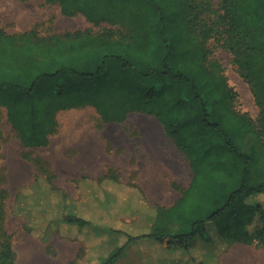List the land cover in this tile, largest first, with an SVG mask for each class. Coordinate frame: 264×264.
I'll return each mask as SVG.
<instances>
[{
    "label": "trees",
    "instance_id": "obj_1",
    "mask_svg": "<svg viewBox=\"0 0 264 264\" xmlns=\"http://www.w3.org/2000/svg\"><path fill=\"white\" fill-rule=\"evenodd\" d=\"M47 1L59 3L65 14L81 13L95 25L116 28L44 37L36 29L11 34L0 23V107L7 109L8 120L24 145L47 146L48 134L56 131L57 114L62 110L90 105L105 121L142 111L160 120L193 170V181L182 198L171 207L156 206L150 230L139 235L121 233L116 223L104 227L79 215L72 195L55 188L51 176L41 175L59 198V222L65 225H59V231L67 233L70 225L80 227L72 228L69 235L80 240L84 233L96 243L95 264H113L137 240L191 252L200 241L212 240L210 229L230 243L258 241L257 245L264 246V211L259 201L249 200L264 194V179L253 181V165L260 158L254 162L253 151L240 147L244 135L260 139L264 133L252 125L246 129L233 125L232 131L208 117L214 102L228 103L234 120L237 112L232 106L233 90L206 64L207 51L199 31L220 29L215 23L203 27L205 0ZM145 4L146 10L141 11ZM221 4L224 12L217 14V20L226 26L225 46L243 44L252 23L264 26L260 9L264 0H236L235 4L222 0ZM252 45L264 50L255 40ZM250 48L251 43L237 52L235 62L245 78L254 77L257 82L264 78V55L257 61ZM208 92L215 94L214 101L207 98ZM217 142L221 145L212 148ZM197 144L199 148L194 147ZM38 178L34 186L42 194L45 187L37 183ZM107 202L96 200L92 216L110 217L113 224ZM118 236L125 237L126 243L108 242ZM0 264H14L8 244L0 249Z\"/></svg>",
    "mask_w": 264,
    "mask_h": 264
},
{
    "label": "rangeland",
    "instance_id": "obj_2",
    "mask_svg": "<svg viewBox=\"0 0 264 264\" xmlns=\"http://www.w3.org/2000/svg\"><path fill=\"white\" fill-rule=\"evenodd\" d=\"M230 1H234V4L236 3V0ZM205 2L207 8L206 11L204 10L203 15L205 13L206 15L201 20L203 27L205 28V24L209 23L211 25L215 23L214 27L220 29V31L210 33L204 29L199 31L207 51L206 64L215 74L223 76L228 86L233 90V96H231L233 99L232 106L237 112L236 120H234L235 114L229 110L230 105L228 103L214 102L215 108H208L211 110L209 112L212 113L208 117L211 121H216L218 126H230L232 131L234 130L233 125L244 129L252 125L253 128H261V130L259 129L260 132L264 133L262 131L264 129V78L257 82L254 77L245 78L235 62L236 53L245 50L250 43V52L257 58V61L264 55V50L252 45L254 40L258 46L259 44L261 46L264 45L263 23L261 25H259L260 22L252 23L250 33L248 35L245 33V37L247 36L246 41L240 46L235 48L225 46L226 39L224 35L226 32H223V30H225L226 26L222 21L218 22L217 20V14L224 12L221 6L222 0H205ZM260 2H263V0H260ZM146 8L145 4L141 11L146 10ZM260 9L264 12L263 5H261ZM0 23L11 34L36 29L39 35L44 37L75 30L90 29L94 32H100L107 27L116 28L106 23L95 25L81 13L65 14L58 5L46 3L44 0H30L27 2H22L21 0H13V2L0 0ZM189 59L190 62L195 63L194 60H191V57ZM207 98L213 100L215 94L208 92ZM85 110L96 111L94 107ZM66 113L68 112L60 111L57 114V122L58 117L60 115L64 116ZM145 117L142 114H132L126 122V126L137 127L143 123ZM99 127L100 129L106 127L101 118H99ZM244 134L247 133L245 132ZM52 138L53 143L45 147L25 146L8 120L5 108L0 107V249H4L6 244L11 246L14 264H95L96 243L94 244L88 240L84 233L82 234L83 239L80 240L69 235L73 232L72 228L79 229L80 227L70 225L71 228H65L68 234L59 231V225L62 226L63 223L59 222L62 219V215L59 210L60 207L56 206L59 200L58 195L52 191L51 186L44 179L39 177L41 175L51 176L55 188L59 187L58 181L64 178L59 175L58 169L57 131ZM166 139L164 133V145L167 143ZM220 145L221 143L217 142L211 147L216 148ZM240 145L243 150L253 151L251 155L254 158V162L260 158L253 165V181L263 180L264 134L260 139L254 134L244 135L240 140ZM194 147L199 148V145L197 144ZM145 158L147 164L150 165L149 153ZM181 161L183 162V160L180 159V171L183 166H187V172L181 177L187 179L191 176V170L188 168V164L184 162L183 164ZM161 163L164 167L174 171V165L170 167L169 162L164 159ZM129 164L130 161L126 158V167H129ZM38 177L41 179L37 183L40 186L43 184L46 190L42 192L44 197L40 192V188L36 190V186H34L37 185L35 182ZM102 192L107 195L106 187L102 189ZM48 193L49 196H47ZM88 196L86 198L89 201H86V203H94ZM249 200L259 201L264 211V194L253 195ZM30 206H33V208H30ZM147 215H150V211H148ZM109 216L113 218V224H111L112 220L110 217L105 218V216L99 215H87L86 217L87 219L93 218L104 227H110L116 223L121 233L124 234L126 232L129 233L126 231V224H128L126 220L138 222L144 220V216L136 215L135 213H130L126 216V208L124 206L121 208L116 206L115 209L113 208L112 211H109ZM148 216L146 220L150 219V216ZM210 232L212 240L206 243L200 241L195 248L193 247L191 252H186L176 247H161L158 242L151 240L147 241L149 242L148 250L146 249L147 253L141 252L142 256L147 255V258H140L139 249L129 250L127 253L125 250L122 256L113 264H155L154 261L158 259H163L165 262L171 260L175 264H221L220 256L229 250L232 243H230L228 238L221 237L215 229H210ZM108 242L112 241L108 240ZM113 242L114 244L122 245L126 242V238L118 236L113 239ZM150 242L155 247L151 246ZM140 243H143L142 240L138 244ZM253 245L263 248V245H257L256 241L253 242ZM157 249H161L159 250L160 253H156ZM150 257H153V259Z\"/></svg>",
    "mask_w": 264,
    "mask_h": 264
},
{
    "label": "crops",
    "instance_id": "obj_3",
    "mask_svg": "<svg viewBox=\"0 0 264 264\" xmlns=\"http://www.w3.org/2000/svg\"><path fill=\"white\" fill-rule=\"evenodd\" d=\"M10 1L13 2V0ZM44 1L58 5L61 9L59 3ZM90 107L93 106L87 105L62 110L68 113L58 117L56 129L59 153L58 169L59 175L64 177L58 181V186L71 194L78 202L79 215L86 217L94 214L95 201L108 200L107 209L112 210L116 206L120 208L124 206L126 216L130 213L144 216L142 223L126 220L128 223L126 231L129 234L147 233L156 215L155 207L159 205L173 206L191 186L193 170L190 161L187 155L166 134L163 124L155 115L142 111H131L122 120L105 121L96 108H94L95 112L85 110ZM5 110L7 114V109L5 108ZM132 114H142L146 117L143 119V123L137 127L126 126V122ZM99 118L106 124L105 128L100 129ZM56 131L48 134L49 144L53 143L52 137ZM164 133L167 138L165 145L163 143ZM148 141L149 143H147ZM138 147L139 149H137ZM148 153L150 165L147 164L145 158ZM126 158L130 161L129 167H126ZM162 158L169 162L170 167L174 165V171L163 166ZM180 159L188 164V168L191 170V176L187 179L181 177L187 172V166H183L180 171ZM105 187L107 195L102 192ZM87 195L94 203H86L89 201L86 198ZM148 211H150V219L146 220ZM142 242L138 244L139 240L133 241L126 246L124 251L126 250L127 253L129 250L139 249L140 258H147V255L142 256L141 252L147 253L149 242ZM113 243L112 240L111 244ZM150 245L155 247L152 242ZM158 245L166 247L160 243ZM263 248L257 247L253 243L233 242L229 250L220 256V263L264 264ZM141 249L143 250L141 251ZM159 250L161 249H157L156 253ZM150 258L153 259V257ZM154 263L175 264L171 260L165 262L163 259H158Z\"/></svg>",
    "mask_w": 264,
    "mask_h": 264
},
{
    "label": "built area",
    "instance_id": "obj_4",
    "mask_svg": "<svg viewBox=\"0 0 264 264\" xmlns=\"http://www.w3.org/2000/svg\"><path fill=\"white\" fill-rule=\"evenodd\" d=\"M258 243V241H256Z\"/></svg>",
    "mask_w": 264,
    "mask_h": 264
}]
</instances>
